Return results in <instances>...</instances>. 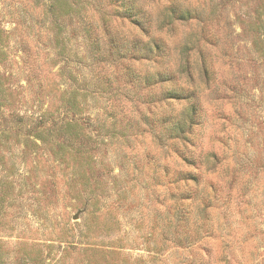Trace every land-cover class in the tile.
I'll use <instances>...</instances> for the list:
<instances>
[{
    "label": "rangeland",
    "instance_id": "374dc122",
    "mask_svg": "<svg viewBox=\"0 0 264 264\" xmlns=\"http://www.w3.org/2000/svg\"><path fill=\"white\" fill-rule=\"evenodd\" d=\"M137 1L152 15L151 35L163 39L166 66L176 69L185 59L193 65L201 102L196 120L188 124L186 102L159 97L165 86L133 85L161 67L154 60L128 59L132 72L125 79V62L101 63L95 71H118L114 83L125 82L132 95L122 89L113 98L87 96L84 114L92 119L101 106L88 124L96 138L86 147L91 158L61 160L57 146L33 148L23 131L11 130L0 146V190L10 175L15 199L0 219V264H264V0H181L197 16L169 24L168 0ZM48 19L41 0H0V27L10 32L11 48L7 113L61 110L62 62L53 61ZM113 27L126 40L135 32L118 19ZM79 40H68L69 67L88 77ZM181 82L192 85L185 76ZM104 106L120 108L124 119L110 124ZM166 115L177 116L181 136L164 130ZM209 153L214 158L206 164ZM182 156L204 157L198 172L219 191L205 225L198 216L187 225L179 221L169 204L167 176L160 173L190 170ZM171 181L175 195L185 192L181 180ZM222 196L238 202L237 215L223 209ZM36 257L40 263L29 260Z\"/></svg>",
    "mask_w": 264,
    "mask_h": 264
},
{
    "label": "trees",
    "instance_id": "16d2710c",
    "mask_svg": "<svg viewBox=\"0 0 264 264\" xmlns=\"http://www.w3.org/2000/svg\"><path fill=\"white\" fill-rule=\"evenodd\" d=\"M41 1L45 5V10L49 16L48 29H52V33L49 34V41L53 61L62 62L58 72L60 77L64 78L62 79L64 86L59 99V109L61 110H59L56 116L48 108L42 109L39 113L31 109L30 113L26 110L25 113H20V111L14 113L10 108L9 110L11 111L6 112L5 108H7V105L10 106L6 93L10 92L8 85L12 75V72L7 69V65L9 64H6L7 53L11 50L9 48L10 43L8 42L10 32L0 27V146L6 144V138L9 136L8 133L11 130H14L16 134L23 131L25 132L24 139L29 141L33 148L41 147L46 149L47 144H49V148L52 150V144L57 146L58 152L56 154L61 160H67L68 155L73 160H80L84 156L85 158L90 157V152L86 150V147L96 138L88 129V124L97 119L101 106L97 109L96 115L91 119L89 113H83V109L89 106L87 96L91 94L92 98H103V93L105 92L108 98H113L114 94H120L122 89H125V94L122 93L126 95L125 97L131 94V87L126 88L125 82L120 85L114 83L116 78H118V71L109 69H113L110 66L114 64L110 63L115 60H122V62L128 59L136 61L154 60V64L161 67L156 68L150 74L144 75L139 79H132L133 85L135 84L134 82H141L143 87L147 88L150 85L165 86L160 90L159 97L166 101L186 102L187 108L184 115L190 126L194 123L195 117L198 116V104L201 102L199 101L200 90L192 84L194 80L192 77L193 65L189 59H185L178 62L179 66L176 69L166 66L167 62L165 63L164 59L166 48L162 37L151 35L152 15L148 12L147 7L141 5L137 0ZM168 2L164 12L165 18L167 17L169 20L166 24L196 18V8L185 7L181 0H168ZM116 19L121 20V22L126 21L135 30L130 35V40H126L124 35L114 30L113 21ZM161 26H163L162 23ZM102 36L106 38L105 42L102 41ZM144 36H146V39L142 40L141 38ZM71 38L80 39L82 50L87 53L82 56V59L84 62L89 60L88 77H84L82 69L72 71L69 67L72 63L70 61V55L72 54L67 48V44ZM18 42L22 41L18 40ZM16 47V50L23 51L19 45ZM104 61L107 62V65L110 64V66L105 69L103 74H100L95 69ZM125 63L124 70L126 73L121 76L124 79L132 72V70H127V62ZM205 65V61H203L200 69L206 75L208 72L204 67ZM81 68L86 69V63L81 65ZM77 74H80L82 80H84L83 86L75 84L78 80ZM85 74L87 75V73ZM182 76H185L186 82L193 86L182 84ZM138 86L136 85L135 87ZM105 106L101 113L109 119L110 124L120 122V118L124 119L126 112H121L120 108L107 109ZM166 117L168 119L164 118L161 122L164 130L170 132V136L173 134L181 136L184 128L179 123L180 121H177V116L170 117L166 115ZM103 140L104 138L101 139V142ZM23 149L24 147L22 146ZM204 157L207 164L208 161L211 162V159L214 158V154L209 153ZM181 159L186 164V169L188 168L187 166L190 167L191 165L192 168L190 170H178L175 174L168 168H163V172L160 173L163 177L167 176L165 180H167V187L169 188V204H173L172 212H175L173 214L179 215L180 213L178 217L179 221H184L187 225L188 217L194 220L198 216L201 224L205 225L210 222L209 208L211 207V203L218 201L219 191L212 182L206 181L203 174L198 172L200 169L197 167V164L204 162L203 159L197 158V160L194 157L189 158L187 156H182ZM205 168L207 169L208 167L206 166ZM171 180L177 182L181 180L187 186L185 192L180 191L175 195L173 188L170 187L172 186V182H174ZM12 181L10 175H4L3 180H1L0 219L4 215L2 213L4 208L11 207L15 201L11 191L13 188ZM222 200L223 209L229 211L230 215H237L239 213L240 207L234 205V203H238L237 201L233 202L229 196H222ZM184 206L188 207L185 208ZM93 250L87 249L90 252H93ZM29 260L41 262L37 257L30 258ZM91 261L92 264H99L98 260L93 261L91 259Z\"/></svg>",
    "mask_w": 264,
    "mask_h": 264
}]
</instances>
